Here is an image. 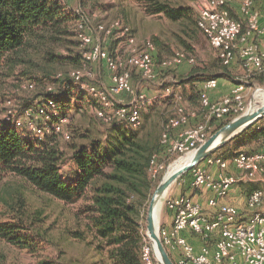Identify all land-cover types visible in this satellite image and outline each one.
<instances>
[{
  "label": "trees",
  "instance_id": "16d2710c",
  "mask_svg": "<svg viewBox=\"0 0 264 264\" xmlns=\"http://www.w3.org/2000/svg\"><path fill=\"white\" fill-rule=\"evenodd\" d=\"M174 1L140 0V3L146 14H162L181 23L184 32L193 36L199 29L196 13ZM67 2L0 0V83L18 69L23 84L34 83V88L24 89L36 91L35 100L40 102L54 99L59 111L63 103L68 105L74 97L80 100L81 97L69 87V79L56 77L59 72L33 67L38 65L37 55L46 62L68 58L58 54L57 48L74 43L80 16ZM77 45L81 56L78 41ZM221 76L231 75L223 71ZM189 77L181 85L191 84V93L185 88V97L196 103L200 100L201 82L217 75L198 76L193 70ZM255 79L264 80L260 75ZM49 86L53 88L51 91ZM8 98L1 101L0 97V239L32 254L48 242L45 212L33 208L27 196L31 187L65 203L84 199L78 211L79 215L85 214L84 227L73 231V236L93 244L109 264H142L146 237L143 220L162 179V172L157 178L152 176L151 159L157 154L163 161L166 148L161 143V134L167 120L147 117L138 129L111 123L104 137L87 133L83 135L84 141L73 140L68 150L55 133L39 141L26 127L1 120ZM33 101L24 100L18 106L31 105ZM231 119H212L211 133ZM263 140L264 117L217 151H221L224 159H230L241 152L260 150ZM39 264L51 263L41 260Z\"/></svg>",
  "mask_w": 264,
  "mask_h": 264
},
{
  "label": "built area",
  "instance_id": "2783aa9c",
  "mask_svg": "<svg viewBox=\"0 0 264 264\" xmlns=\"http://www.w3.org/2000/svg\"><path fill=\"white\" fill-rule=\"evenodd\" d=\"M201 1L198 27L218 52L223 65L229 67L237 60L249 80L254 81L257 75L264 79V0ZM74 11L80 16L76 38L83 65L66 73L59 72L56 77L69 79V87L75 92L96 97L102 105L97 115L103 122L118 123L128 129L141 126L142 109L152 102V97L135 88L132 69H136L147 82L158 81L161 71L165 72L161 85L167 96H174L180 102L161 134V143L169 153L186 155L195 151L209 138L212 119L223 121L245 112V81L236 80L228 93L214 98L211 92L218 87V78L204 80L200 84V109L188 107L182 103L183 95L172 86H166V82H176L180 88L175 73L185 64H194V56L178 51L157 62L154 41L139 40L129 25L116 20L110 24L98 23L93 28L82 7L77 6ZM95 33L101 37H95ZM113 39L126 45L124 57L111 53L109 45ZM99 65L110 71L111 84L108 87L87 80L91 75L90 66L94 70ZM22 87L32 89L34 83L27 82ZM48 89L53 88L49 86ZM123 95L129 99L122 98ZM199 115L203 121L189 125ZM1 120L16 127H26L39 141L49 133H55L65 141L72 137L67 127L68 119L60 114L54 99L48 102L36 100L31 105L19 107L14 99L9 98ZM204 160L206 164L193 166L178 178V183L210 191L212 195L207 203L214 209L213 214L210 216L205 206L188 194L169 196L166 207L172 212L173 223L171 227L160 226L159 236L163 244L167 249L179 251L176 264H264V140L260 150L241 152L233 158L241 175L227 173L229 161L221 156L211 154ZM213 165L225 172L213 174L209 170ZM163 170L164 161L159 155H153L152 176L157 178ZM241 180L260 183L248 197L250 214L246 220H241L237 206L224 201ZM186 231L202 241L199 250L188 239ZM147 237L142 246V264H160Z\"/></svg>",
  "mask_w": 264,
  "mask_h": 264
},
{
  "label": "rangeland",
  "instance_id": "374dc122",
  "mask_svg": "<svg viewBox=\"0 0 264 264\" xmlns=\"http://www.w3.org/2000/svg\"><path fill=\"white\" fill-rule=\"evenodd\" d=\"M175 2H180L192 8L198 19L201 0H175ZM67 3L73 9L77 6L82 7L87 13L91 21L90 25L93 28L98 23L110 24L113 21L120 20L132 28L139 40L151 39L156 46L157 62L173 56L178 51H184L194 56V64H185L175 73L180 83L189 81V75L193 70L197 71L198 76L204 77L211 75H217L219 77L221 72L228 71L236 80L246 82L244 90L246 102L245 112L263 103L261 96H256V91L264 89V80L263 82L257 79L254 81L249 80L247 72L243 67L235 68L234 66H230L225 68L216 49L211 46L207 38L198 28L197 33L195 32L193 36H190L184 32L181 23L174 22L162 14H146L141 6L140 0H69ZM96 36L101 37V35L95 34ZM74 40V43H70L66 47L59 46L57 48L58 54L62 57L66 55L68 58L55 62H46L45 59L37 55L35 56V61L38 65L33 68H37L38 70L45 67L49 70L53 69L54 73L67 72L75 68H80L83 65V59L79 55L77 38L75 37ZM109 49L112 54L118 55L121 58L126 53V45L118 39L111 41ZM114 49L117 50L114 51ZM94 70L90 66L91 75L88 76L87 80L97 85H101L104 82L108 87L111 80L110 71L104 68L99 71L98 67H95ZM16 71L1 80V101H3L4 97H9L15 100L16 106L20 105L24 100H34L33 103L36 102L34 97L36 91L25 90L20 80L21 75ZM164 73L161 71L158 81L147 82L142 79L136 69H132V79L135 88L152 97V102L142 109L141 124L147 121V117L148 120H168L175 113L177 104L180 103L174 96H167L165 87L161 85V82L165 78ZM177 84L176 82H166V86H172L177 93H180L183 88L188 89V94L191 93L190 83L182 86V88H177ZM76 93H78L76 95L81 97V100L74 97L68 105L63 103L60 110V114L67 117V127L73 135L71 141H61L63 146L68 150H70L73 140L76 142L84 141L83 135L87 133L104 137L109 132V124L103 122L97 115V111L102 107L100 101L89 93ZM122 98L129 99L127 95H123ZM182 103L188 107L200 109V101L193 103L187 100L185 102L183 97ZM125 128L128 129L127 127ZM214 153L213 155L222 157L221 151ZM182 156L184 154L169 153L166 151L162 158L164 161V170L161 173L162 179L170 164ZM234 157L226 159L229 161L230 166L234 165ZM200 164H206L205 160H202ZM178 182L179 180L177 179L163 198L161 208L158 211L160 226L161 214L166 209V199L169 197L168 195L176 193L179 187ZM242 182L241 180L239 184L243 185L244 183ZM12 183L15 185L17 182L13 179ZM197 192L199 193L200 191ZM27 196L33 208H41L45 212L48 242H46L39 252L32 254L0 239V264H39L41 260L51 264H109L95 251L93 244L73 236V231L83 229L84 227L85 214H78L79 208L85 203L84 199L73 204L65 203L49 194L38 190L36 191L31 187L28 189ZM143 224L146 229V220H143ZM167 250L174 260L172 250Z\"/></svg>",
  "mask_w": 264,
  "mask_h": 264
},
{
  "label": "water",
  "instance_id": "95a60500",
  "mask_svg": "<svg viewBox=\"0 0 264 264\" xmlns=\"http://www.w3.org/2000/svg\"><path fill=\"white\" fill-rule=\"evenodd\" d=\"M262 117H264V104L256 109L248 110L241 115L232 118L210 135L203 144L195 149L192 160L188 165L168 178L164 175L151 197L146 214V234L151 244L154 246L155 256L160 264H176L159 236L160 225L158 217L159 204L163 202V198L168 193L172 184L193 166L213 154L227 141L248 128L254 122L260 120Z\"/></svg>",
  "mask_w": 264,
  "mask_h": 264
},
{
  "label": "crops",
  "instance_id": "0c3cea01",
  "mask_svg": "<svg viewBox=\"0 0 264 264\" xmlns=\"http://www.w3.org/2000/svg\"><path fill=\"white\" fill-rule=\"evenodd\" d=\"M96 35H98V34H96ZM116 50L117 49H114V51H116ZM231 66H234L235 68L242 67L241 63L238 62L237 60ZM98 68H99V71L102 68L106 69L105 67H102L100 65L98 66ZM217 78L219 81L218 87L211 92L212 96L214 98H219L222 95L228 93L233 88V86L235 84L234 81H236V79L232 76H221V77H217ZM109 84H111V80H110ZM101 85L107 86V85H105L104 82ZM185 85L186 84L181 85L180 88H182V86H185ZM182 90L180 91V93L183 95L185 102H187V97H185V93H184L185 88H183ZM190 106H192V105H190ZM201 121H203V117L201 115H199L198 118L194 119L189 125H194L196 122H201ZM209 170L213 174H219L220 172L226 171L227 173H232L235 175H241V172L234 165L233 166L229 165L225 171H223L222 169H220L216 165L211 166L209 168ZM242 181H243L242 183H244L245 185L244 184L242 185L239 183L236 184L231 189L229 195L224 199V201L237 206L238 209L240 210V213H241V220H246V218L250 214V209L248 208V197L256 188H258L260 186V183L248 181V180H242ZM197 191H200V192L198 193ZM179 194H188V195L192 196L196 201L201 202L205 206V209L210 216L213 214L214 209L209 207L208 203H207V201H208L209 197L212 195V193L210 191H208L207 189H204V188H199V189L197 188L196 189V188L189 187L188 185L179 184V187H178V190L176 191V193L168 195V196L179 195ZM172 223H173L172 212L166 207L164 212L161 214V226L162 227H171ZM185 233H186L188 239L196 246V249L199 250L201 245H202V241L196 235L190 233L189 231H186ZM172 252H173L174 261L176 262L177 258L179 257V251H172Z\"/></svg>",
  "mask_w": 264,
  "mask_h": 264
},
{
  "label": "bare ground",
  "instance_id": "6f19581e",
  "mask_svg": "<svg viewBox=\"0 0 264 264\" xmlns=\"http://www.w3.org/2000/svg\"><path fill=\"white\" fill-rule=\"evenodd\" d=\"M257 95H260L261 96L262 101H263V103L261 105H263L264 104V89L257 90L256 91V96ZM256 108H251L249 110L256 109ZM193 154H194V151H192V152H190V153H188V154L180 157L179 159H177L176 161H174L172 164H170V166L168 167V169H167V171L165 173V177L166 178L170 177L175 172L179 171L180 169H182L186 165H188L190 163V161L192 160ZM161 205H162V203L159 204L158 211L160 210Z\"/></svg>",
  "mask_w": 264,
  "mask_h": 264
}]
</instances>
